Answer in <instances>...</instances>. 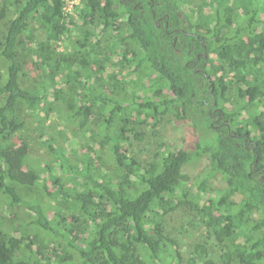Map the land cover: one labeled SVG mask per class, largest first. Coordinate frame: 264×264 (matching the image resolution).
<instances>
[{
    "label": "trees",
    "instance_id": "trees-1",
    "mask_svg": "<svg viewBox=\"0 0 264 264\" xmlns=\"http://www.w3.org/2000/svg\"><path fill=\"white\" fill-rule=\"evenodd\" d=\"M65 6L0 0V205L25 207L31 229L0 225V264H186L168 221L194 210L206 229L190 261L218 250L264 264V0H81L70 23ZM73 17L92 59L59 49ZM23 54L52 85L78 89L30 87ZM113 60L105 81L100 63ZM65 93L75 100L68 119L90 139L73 156L50 139L60 172L46 164L44 175L19 136L21 107ZM170 114L197 130L191 147L161 142L149 162L129 151V133L141 140L143 126ZM206 156L210 168L184 192L190 165Z\"/></svg>",
    "mask_w": 264,
    "mask_h": 264
},
{
    "label": "rangeland",
    "instance_id": "rangeland-1",
    "mask_svg": "<svg viewBox=\"0 0 264 264\" xmlns=\"http://www.w3.org/2000/svg\"><path fill=\"white\" fill-rule=\"evenodd\" d=\"M66 1V19L72 21V15L75 14L77 5L81 0H65ZM196 4H202L204 0H191ZM77 20L75 17H73ZM73 19V20H74ZM83 30H85L84 25L80 21H76L75 24H69L66 35L63 40L59 43V49H67L69 51H75L77 49H82V53L87 56L88 59H92L94 56L92 52L94 51V46L88 44L82 48L81 40L83 38ZM92 43L95 40L91 41ZM22 80L24 83L28 84L30 87L37 85L41 82L43 85L46 84L48 89H53L56 86L52 85L51 82L45 78L44 71L37 68V65L32 64L31 59L23 54L22 57ZM113 61L108 63H100L101 66H104L106 71L103 74V80L108 79V71L118 70V67L114 68ZM30 63V65L28 64ZM93 69H99V63L93 61ZM79 68V67H78ZM80 69V68H79ZM102 75V74H100ZM91 81V84L99 86L97 83L98 80ZM51 86V87H50ZM72 85H62L57 86L55 89H78L77 86ZM94 86V85H93ZM232 90V93L234 92ZM167 89H164V93L167 94ZM60 97V96H59ZM74 95L65 93L62 98L59 100L53 99L47 101L44 104V108L40 110H32L28 107L22 106L21 113L24 118V126L19 133L21 140L25 141L29 146V160L33 164L41 165V173L48 175L49 170L45 166L46 164L51 165L52 171L60 172L58 168L57 161L58 157L53 156L50 148L49 141L50 139L55 142L57 146H61L64 150L70 155H77L82 149V145L90 139L88 134L80 131L74 121L68 119L69 111L71 110L72 104L75 103L73 99ZM172 113V111H171ZM100 119L103 120L104 116L100 115ZM98 118V119H99ZM171 114L165 116L162 122L158 125H153L150 122L149 125L143 126L142 130L144 132V137L141 140H138L134 134L129 133L131 137L130 143H127L129 151L132 154H136L143 162H149L153 153L155 152L159 143L163 142L165 146L169 148L176 147H191V144H194L195 139L197 138V130L183 121H178L173 123L170 121ZM98 127L95 126V129L92 127V131H97ZM101 137L98 135L97 139ZM210 168V158L206 156L202 161H195L190 165L188 169L191 173V179L186 186L184 192L194 193L196 190V183L201 181V172L205 169ZM221 177L218 174L213 181V184L219 186V178ZM27 195H35L41 199V194L36 192L34 188L24 189ZM207 197L206 194L203 195V199L200 200L201 205H204V198ZM27 210L23 206L9 207L7 203L3 200L0 205V225L5 227L9 231L15 233L16 235H25L31 231L30 227H26V223L29 219L27 215ZM260 211H257L255 216H259ZM201 215L197 214L195 210L191 215L186 214L182 217L181 220L168 221V228L171 230L175 229V235L179 236L182 244V252L184 256V262L186 264H210V260L214 264H235L234 262H228V257L219 253L218 250L210 253L208 257L201 258L197 255V261H190L192 253L196 250V243H200L205 239V229L206 226L201 224L200 221ZM183 223V224H181ZM209 250L213 251V247L217 245L216 240H210ZM212 246V247H211ZM210 259V260H209ZM206 261V262H205ZM209 262V263H207Z\"/></svg>",
    "mask_w": 264,
    "mask_h": 264
},
{
    "label": "flooded vegetation",
    "instance_id": "flooded-vegetation-1",
    "mask_svg": "<svg viewBox=\"0 0 264 264\" xmlns=\"http://www.w3.org/2000/svg\"><path fill=\"white\" fill-rule=\"evenodd\" d=\"M163 17L161 16V17H159L158 18V21H157V25L160 27V26H162L163 25ZM166 25H168V23L166 24ZM194 66H196V63H194ZM197 69H200V68H197ZM217 114L216 113H214V116H216ZM220 119V117H217V119L216 120H219Z\"/></svg>",
    "mask_w": 264,
    "mask_h": 264
}]
</instances>
